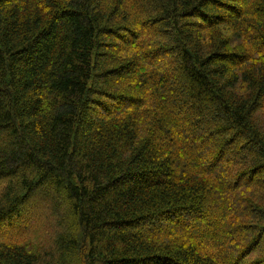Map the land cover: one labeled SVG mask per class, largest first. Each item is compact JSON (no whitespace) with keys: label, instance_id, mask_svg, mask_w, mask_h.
Returning <instances> with one entry per match:
<instances>
[{"label":"trees","instance_id":"1","mask_svg":"<svg viewBox=\"0 0 264 264\" xmlns=\"http://www.w3.org/2000/svg\"><path fill=\"white\" fill-rule=\"evenodd\" d=\"M1 186L0 264H264V0H0Z\"/></svg>","mask_w":264,"mask_h":264},{"label":"rangeland","instance_id":"2","mask_svg":"<svg viewBox=\"0 0 264 264\" xmlns=\"http://www.w3.org/2000/svg\"><path fill=\"white\" fill-rule=\"evenodd\" d=\"M2 186L0 187V192L2 190ZM54 237V229L53 227L45 226V224H37L34 228L31 229V232L25 236L24 238L18 239L19 245H25L32 252L35 253H44L48 252L50 246L52 245ZM47 248L46 251H43Z\"/></svg>","mask_w":264,"mask_h":264}]
</instances>
